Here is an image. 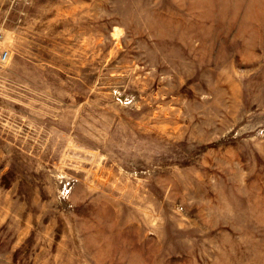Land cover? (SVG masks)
Returning a JSON list of instances; mask_svg holds the SVG:
<instances>
[{"label":"rangeland","instance_id":"1","mask_svg":"<svg viewBox=\"0 0 264 264\" xmlns=\"http://www.w3.org/2000/svg\"><path fill=\"white\" fill-rule=\"evenodd\" d=\"M0 264H264V0H0Z\"/></svg>","mask_w":264,"mask_h":264},{"label":"built area","instance_id":"2","mask_svg":"<svg viewBox=\"0 0 264 264\" xmlns=\"http://www.w3.org/2000/svg\"><path fill=\"white\" fill-rule=\"evenodd\" d=\"M3 38V34L0 32V39ZM11 57V54L9 50H4L0 53V62L1 63H7L9 61V58Z\"/></svg>","mask_w":264,"mask_h":264}]
</instances>
